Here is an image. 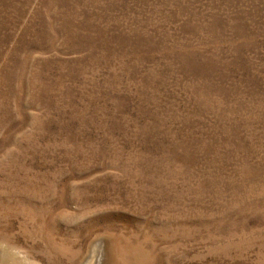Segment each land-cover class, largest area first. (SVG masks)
<instances>
[{"label":"rangeland","instance_id":"1","mask_svg":"<svg viewBox=\"0 0 264 264\" xmlns=\"http://www.w3.org/2000/svg\"><path fill=\"white\" fill-rule=\"evenodd\" d=\"M264 264V0H0V264Z\"/></svg>","mask_w":264,"mask_h":264},{"label":"bare ground","instance_id":"2","mask_svg":"<svg viewBox=\"0 0 264 264\" xmlns=\"http://www.w3.org/2000/svg\"><path fill=\"white\" fill-rule=\"evenodd\" d=\"M102 259H101V257H99V256H95L94 258H92L91 260H90V262H88V264H100V261H101Z\"/></svg>","mask_w":264,"mask_h":264}]
</instances>
